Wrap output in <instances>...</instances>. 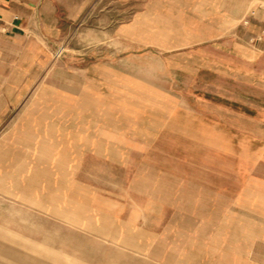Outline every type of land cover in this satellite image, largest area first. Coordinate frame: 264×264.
<instances>
[{
  "label": "crops",
  "instance_id": "obj_1",
  "mask_svg": "<svg viewBox=\"0 0 264 264\" xmlns=\"http://www.w3.org/2000/svg\"><path fill=\"white\" fill-rule=\"evenodd\" d=\"M137 1L141 10L133 14L130 7L127 15L126 6H132L133 0H0L2 252L30 264H66L48 246L66 243L53 229L64 232L68 225L28 222V230L22 231L15 216L6 220L10 212L5 201L27 208L28 203L53 206L54 197L68 195L66 182H77L76 189L84 196L83 182L97 178L85 172L95 159L86 156L94 153L97 137L89 134L101 129L94 123L100 108L113 113L109 102L114 99L106 89L94 94L82 85L101 87V78L90 73L114 68L116 60L62 59L54 66L52 57L59 40L89 17L93 6L124 5L123 21L114 27L111 40L124 44L125 52L133 51L134 45L136 51L148 52L150 47L158 53L209 43L213 47L214 41L224 39L215 47L234 58L235 64L228 59L227 69L249 91L237 95L235 112H255L258 118L260 145L250 162L264 170V0ZM109 8L105 17L116 21ZM186 20L189 23H182ZM180 37L189 42L166 48L169 40ZM54 69L61 75L53 76ZM38 100L44 102L46 112H36ZM26 103L27 111L18 112ZM248 177L252 183L242 185L233 199L221 195L220 203L206 205L209 215L194 214L187 222L175 217L177 210L172 220L164 215L152 221L134 220L130 211L117 206L105 209L91 196L88 202L96 214L93 230L78 229L80 243L92 244V264H264V171ZM17 211L12 209L14 214ZM141 213L144 218L148 211Z\"/></svg>",
  "mask_w": 264,
  "mask_h": 264
},
{
  "label": "rangeland",
  "instance_id": "obj_2",
  "mask_svg": "<svg viewBox=\"0 0 264 264\" xmlns=\"http://www.w3.org/2000/svg\"><path fill=\"white\" fill-rule=\"evenodd\" d=\"M93 7L89 17L59 40L52 57L54 66L62 59L116 60L114 68L90 73L101 78V87L96 83L87 86L81 80L84 90L94 93L106 89L114 99V103L109 102L113 113L93 109L98 114L94 123L101 129L89 134L97 137L94 153L86 156L95 159L94 164L85 166V172L97 178L83 182L84 196L76 189L77 182H66L68 195L54 197L53 206L28 203L27 208L5 201L10 212L6 220L15 216L22 231L28 230V222L68 225L64 232L53 229L66 243L48 246L66 264H92V244H81L78 230H93L96 214L88 202L91 196L105 209L117 206V210L130 211L134 220L152 221L159 215L172 220L173 210H177L175 217L187 222L194 214L209 215L206 205L220 203L222 196L233 199L242 185L252 183L249 173L264 171L263 166L250 162L260 145L258 118L255 112H235L237 95L244 96L248 87L227 69L236 63L234 58L215 47L224 39L214 41V48L209 43L158 53L150 47L148 52L136 51L134 45L133 51L125 52L124 44L111 40L114 27L123 21L124 5ZM130 7L135 14L142 6L133 0L132 6H126L127 15ZM108 8L115 12L116 21L105 17ZM188 42L189 38L180 37L169 40L166 48ZM53 71V76L61 75L60 70ZM43 103L37 101L36 112H46ZM27 107L28 103L23 104L18 112H26ZM13 208L18 213H12ZM141 210L148 211L144 218ZM0 264L30 262L0 250Z\"/></svg>",
  "mask_w": 264,
  "mask_h": 264
}]
</instances>
